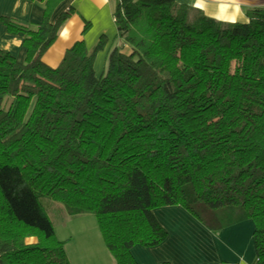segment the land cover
<instances>
[{"label": "trees", "instance_id": "obj_1", "mask_svg": "<svg viewBox=\"0 0 264 264\" xmlns=\"http://www.w3.org/2000/svg\"><path fill=\"white\" fill-rule=\"evenodd\" d=\"M42 1L38 22L0 17L25 48L23 61L0 48V264H71L45 198L92 213L116 264L165 240L152 211L168 205L211 231L251 219L264 264V5L224 22L176 0H116L96 75L104 37L42 60L73 13Z\"/></svg>", "mask_w": 264, "mask_h": 264}, {"label": "crops", "instance_id": "obj_2", "mask_svg": "<svg viewBox=\"0 0 264 264\" xmlns=\"http://www.w3.org/2000/svg\"><path fill=\"white\" fill-rule=\"evenodd\" d=\"M201 11L208 17L224 22L245 21L246 11L264 5V0H176ZM113 0H62L53 16L68 7L72 15L62 24L53 44L42 60L56 66L64 52L75 41L83 40L91 50L104 37V48L95 54L93 68L96 75L104 69L107 55L115 44L116 25L113 18ZM8 16L19 23L38 22L43 16L42 0H0V17ZM88 29L82 33L85 23ZM23 32H9L0 22V48L17 60L25 58ZM99 73V74H98ZM153 216L166 230L163 242L155 246L134 245L131 253L136 264H253L255 247L254 223L241 220L218 231H211L181 205L154 208ZM54 225V223H53ZM58 239L71 264H116L107 249L95 216L92 213L66 214V221Z\"/></svg>", "mask_w": 264, "mask_h": 264}, {"label": "rangeland", "instance_id": "obj_3", "mask_svg": "<svg viewBox=\"0 0 264 264\" xmlns=\"http://www.w3.org/2000/svg\"><path fill=\"white\" fill-rule=\"evenodd\" d=\"M113 6H112V11H114L115 5H116V0H113ZM195 11L190 14L191 17H193V14ZM99 74V73H98ZM43 204L52 220L54 225L57 228L58 231V237L59 235L62 236V230L64 228V222L66 221V214H67V209L64 206L63 203L59 201H54L51 199H43Z\"/></svg>", "mask_w": 264, "mask_h": 264}]
</instances>
